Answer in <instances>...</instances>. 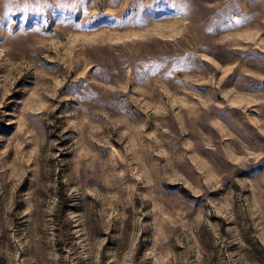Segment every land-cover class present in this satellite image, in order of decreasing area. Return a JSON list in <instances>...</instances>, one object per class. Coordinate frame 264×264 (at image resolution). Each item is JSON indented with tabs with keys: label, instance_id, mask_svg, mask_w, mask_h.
Masks as SVG:
<instances>
[{
	"label": "rangeland",
	"instance_id": "rangeland-1",
	"mask_svg": "<svg viewBox=\"0 0 264 264\" xmlns=\"http://www.w3.org/2000/svg\"><path fill=\"white\" fill-rule=\"evenodd\" d=\"M0 264H264V0H0Z\"/></svg>",
	"mask_w": 264,
	"mask_h": 264
}]
</instances>
